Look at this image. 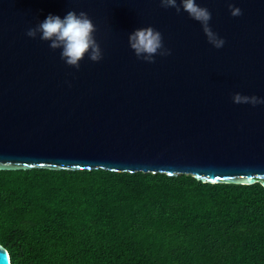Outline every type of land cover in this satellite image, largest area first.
I'll return each instance as SVG.
<instances>
[{
	"label": "water",
	"instance_id": "obj_1",
	"mask_svg": "<svg viewBox=\"0 0 264 264\" xmlns=\"http://www.w3.org/2000/svg\"><path fill=\"white\" fill-rule=\"evenodd\" d=\"M197 0L210 44L187 12L159 0H0V169H94L192 174L264 185V0ZM84 11L102 58L79 69L26 35L49 14ZM151 26L167 56L138 59L128 35ZM0 264H11L0 244Z\"/></svg>",
	"mask_w": 264,
	"mask_h": 264
},
{
	"label": "trees",
	"instance_id": "obj_2",
	"mask_svg": "<svg viewBox=\"0 0 264 264\" xmlns=\"http://www.w3.org/2000/svg\"><path fill=\"white\" fill-rule=\"evenodd\" d=\"M0 244L11 264H264V185L0 169Z\"/></svg>",
	"mask_w": 264,
	"mask_h": 264
},
{
	"label": "clouds",
	"instance_id": "obj_3",
	"mask_svg": "<svg viewBox=\"0 0 264 264\" xmlns=\"http://www.w3.org/2000/svg\"><path fill=\"white\" fill-rule=\"evenodd\" d=\"M159 3L165 9L175 8L177 13L187 12L189 17L201 24L210 44L217 49L224 46L225 40L210 27L211 12L201 7L197 0H159ZM228 7L231 16L243 15L242 10L235 7L232 0H228ZM95 31L96 26L86 12L80 11L77 14L76 11L70 10L63 18L49 14L35 27L29 28L26 35L36 38L39 33L41 40L50 42L51 49H60V58L67 65L79 69L80 61L85 55L94 62L102 58L100 45L93 35ZM128 43L136 57L147 63H155L156 55L171 54V50L164 47L162 34L151 26L141 27L131 32L128 35ZM232 100L236 104H251L252 106L264 104V98L242 95L239 92L233 94Z\"/></svg>",
	"mask_w": 264,
	"mask_h": 264
}]
</instances>
